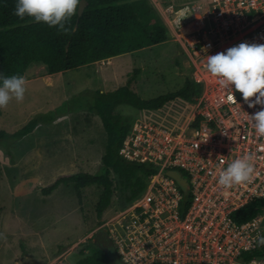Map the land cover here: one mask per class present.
I'll list each match as a JSON object with an SVG mask.
<instances>
[{
  "label": "built area",
  "instance_id": "2783aa9c",
  "mask_svg": "<svg viewBox=\"0 0 264 264\" xmlns=\"http://www.w3.org/2000/svg\"><path fill=\"white\" fill-rule=\"evenodd\" d=\"M164 14L202 92L181 132L134 121L120 156L158 170L145 192L99 231L108 234L123 264H264V256L241 258L263 247L264 215L245 223L233 219L251 202L264 200V137L245 116L261 108H249L239 92L236 101L228 99L207 71L208 55L244 42L264 44V0H210L203 13L169 5ZM246 154L255 155L251 181L227 190L219 186V170ZM170 171L187 181L186 191Z\"/></svg>",
  "mask_w": 264,
  "mask_h": 264
},
{
  "label": "rangeland",
  "instance_id": "374dc122",
  "mask_svg": "<svg viewBox=\"0 0 264 264\" xmlns=\"http://www.w3.org/2000/svg\"><path fill=\"white\" fill-rule=\"evenodd\" d=\"M150 1L169 27L170 41L52 76L46 74L44 66L33 65L25 75L28 83L24 101H12L7 108L0 109V131L9 135L0 143V264H63L65 259L68 264H73L81 258L76 253L77 247L85 251L90 249L91 242H97L92 237L103 223L122 209L115 192L111 206L99 216L96 205L101 189L96 186L82 189L81 198L72 184L61 185L48 196H44L41 190L47 187L44 183L48 174L66 165L60 160L69 162L71 147L77 156V173L93 175L101 170L107 134L100 118L93 120L98 92H111L126 85L134 70L140 72L131 87L145 100L177 91L187 79H192L191 64L164 12L170 1H177L181 9L198 7L203 13L209 8L210 0ZM172 18L174 16L169 19ZM116 110L132 122L141 118L170 131L181 132L191 117L192 106L176 100L160 111L140 112L128 105ZM50 114H54L55 121L39 127L50 126L61 119L70 127L54 125L60 138H54L50 143L52 146H39L46 151L45 163L51 162L52 158L58 159L41 173L30 168L32 161L37 163L34 158L36 149L28 144L31 141L24 145L28 152L24 153L22 149V141L33 137H12L31 120ZM88 117L93 124H87ZM40 132L38 128L34 137ZM60 140L63 141L59 143L61 150L53 146ZM30 173L36 175L33 177Z\"/></svg>",
  "mask_w": 264,
  "mask_h": 264
},
{
  "label": "trees",
  "instance_id": "16d2710c",
  "mask_svg": "<svg viewBox=\"0 0 264 264\" xmlns=\"http://www.w3.org/2000/svg\"><path fill=\"white\" fill-rule=\"evenodd\" d=\"M85 1L87 6L83 15L79 18L77 10L71 21L75 32L66 35L58 32L57 28H50L42 22L35 23L27 17L20 20L13 14L16 0H0V73L25 77L33 65H41L45 67L46 74L52 76L133 54L172 39L169 27L150 0ZM169 5L181 9L177 1H170ZM139 72L134 70L126 85L111 92L97 93L93 110L100 117L107 134L101 170L93 175L77 173L59 176L41 190L44 196L51 195L61 185L72 184L78 198H81L82 189L96 186L101 189L96 205V211L101 216L111 206L115 192L123 207L145 192L150 176L158 168L148 163L129 162L120 156V149L134 121L116 109L128 105L140 112L160 111L176 100L192 106L200 96L202 86L187 79L179 90L145 100L131 87ZM54 121V114L39 116L12 138H24L34 133L40 124ZM8 136L0 131V143ZM262 214L264 200H257L235 213L233 219L245 223ZM77 249L76 253L81 258L73 264H121L113 245L108 251L93 242L90 249L87 248L88 252L80 246ZM262 256L264 246L244 253L241 258L252 260Z\"/></svg>",
  "mask_w": 264,
  "mask_h": 264
},
{
  "label": "clouds",
  "instance_id": "9594fccd",
  "mask_svg": "<svg viewBox=\"0 0 264 264\" xmlns=\"http://www.w3.org/2000/svg\"><path fill=\"white\" fill-rule=\"evenodd\" d=\"M80 4L81 0H16L13 14L20 20L27 17L67 35L75 32L71 21ZM207 71L227 90L228 99L235 100V92H239L249 108L260 106L261 110L252 115L244 113L255 133L264 137V44L244 42L208 55ZM27 83L23 75L0 73V109L7 108L12 101L22 103ZM254 160V154L234 159L219 170L218 185L227 190L250 182L255 172ZM259 243L264 244V238Z\"/></svg>",
  "mask_w": 264,
  "mask_h": 264
},
{
  "label": "crops",
  "instance_id": "0c3cea01",
  "mask_svg": "<svg viewBox=\"0 0 264 264\" xmlns=\"http://www.w3.org/2000/svg\"><path fill=\"white\" fill-rule=\"evenodd\" d=\"M159 8V7H158ZM147 49H150V48H147ZM147 49H144V50H147ZM144 50H140V51H144ZM140 51H137V52H140ZM137 52H135V53H137ZM110 60H113V59H110ZM110 60H107V61H110ZM98 118H100L98 115H96L95 114V116L93 117V120L94 121H96V119H98ZM93 120L91 121L90 120V117H88L87 119H86V121H88V123L87 124H90V123H92L93 122ZM101 120V119H100ZM61 124H63L64 125V127L65 128H67V129H69V127H70V125L68 124V123H65L62 119L61 120H58L57 122H55L54 124H52V125H50V126H43V127H45V128H47V129H43V127H38L40 130H41V132H40V134H39V136H37V137H34L35 136V134H36V131L38 130V128L36 129V131L34 132V133H32V134H30V135H28V136H26V137H24V139L25 138H27V137H30V136H32L33 138H28L26 141H22L23 142V145H22V149H24V153L27 151L25 148H26V146H24L27 142H28V140H30L31 142L30 143H28V144H30L31 146L33 145V150L34 149H36L35 150V156H34V158L35 159H37V163H34L33 161H32V164H31V166H30V168L31 169H36V170H40L41 171V173L42 172H44L46 169H48L52 164H54V163H56L57 161H58V159H57V157L55 158V159H53L52 158V160H51V162H49V163H45V158H46V151H42V148L41 147H39L40 145H43V146H52L50 143H52L53 142V140H54V138H56L57 137V139L58 138H60L59 137V135H58V133H56V130H57V128L55 129V127H54V125H56V126H58L59 127V125H61ZM93 124V123H92ZM68 140H70V139H68ZM60 142H62L63 143V141H58V142H56V143H54L53 144V146L54 147H59L60 148V150H61V147H60V145H59V143ZM28 146V145H27ZM31 148V147H30ZM65 149V148H64ZM28 152V151H27ZM68 153H70V160H68L69 162H64L63 161V159H61L60 160V162H62L63 164H66V165H61L60 167H58L56 170H55V172L54 173H49L48 174V176H47V178H46V180H45V183H44V185H50V184H52L55 180H57L58 179V177L59 176H62V175H74V174H77V171H76V168H75V161L77 160V156H76V152H74V150H73V147H71L70 149H69V152ZM37 156V157H36ZM66 160V159H65ZM45 169V170H44ZM79 173V172H78ZM31 174V176H35V175H33V173H30ZM35 181H36V179H35ZM37 182L38 183H40L41 184V180H38L37 179ZM43 185V186H44ZM42 186V187H43ZM87 237V236H86Z\"/></svg>",
  "mask_w": 264,
  "mask_h": 264
},
{
  "label": "water",
  "instance_id": "95a60500",
  "mask_svg": "<svg viewBox=\"0 0 264 264\" xmlns=\"http://www.w3.org/2000/svg\"><path fill=\"white\" fill-rule=\"evenodd\" d=\"M86 6H87L86 1L85 0H82L81 1V4L79 6V9H78V17L79 18L83 15ZM168 175L170 177H172L182 187V189L184 191H186V189L188 187V183H187V181L184 178H182V176H181V174L179 172H177V171H170V172H168Z\"/></svg>",
  "mask_w": 264,
  "mask_h": 264
},
{
  "label": "flooded vegetation",
  "instance_id": "af4514ba",
  "mask_svg": "<svg viewBox=\"0 0 264 264\" xmlns=\"http://www.w3.org/2000/svg\"><path fill=\"white\" fill-rule=\"evenodd\" d=\"M92 238H96L95 240L97 242L94 241V243H96L97 245L103 247L106 251H108L113 245L111 240H110V238H109V236H108V234L105 231H99Z\"/></svg>",
  "mask_w": 264,
  "mask_h": 264
}]
</instances>
